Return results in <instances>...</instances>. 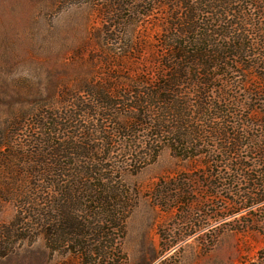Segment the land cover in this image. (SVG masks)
I'll return each instance as SVG.
<instances>
[{
	"label": "trees",
	"instance_id": "obj_1",
	"mask_svg": "<svg viewBox=\"0 0 264 264\" xmlns=\"http://www.w3.org/2000/svg\"><path fill=\"white\" fill-rule=\"evenodd\" d=\"M82 1L97 12L107 43L139 24L158 25L156 53L122 86H87L89 101L0 100V200L15 208L0 225V258L40 238L49 258L126 264L121 243L133 206L122 175L164 149L204 167L156 184L157 205L176 211L171 229L215 224L212 231L264 241V132L253 135L264 130V114L251 108L244 117L236 98L253 70L258 84L249 94H264V0ZM162 237L163 252L176 246ZM252 264H264V247Z\"/></svg>",
	"mask_w": 264,
	"mask_h": 264
},
{
	"label": "rangeland",
	"instance_id": "obj_2",
	"mask_svg": "<svg viewBox=\"0 0 264 264\" xmlns=\"http://www.w3.org/2000/svg\"><path fill=\"white\" fill-rule=\"evenodd\" d=\"M101 27L97 12L88 1L0 0V100L26 106L39 101L64 106L78 99L89 101L82 92L87 86H122L132 81L136 72L150 67L156 53L154 39L158 25L139 24L128 38L121 34L108 43ZM257 74L258 70H253L238 85L236 98L243 104L244 117H251L254 111L264 114V94L252 97L249 94L258 84ZM263 132L256 128L253 135L259 137ZM202 169L199 161L176 159L164 149L154 163L125 170L122 179L132 195L133 206L121 243L126 264L256 261L264 247L258 233H219L211 230L218 226L215 224L198 233L189 227L173 230L176 211L162 209L153 199L152 192L160 180ZM252 208L256 211L258 207ZM246 213L243 210L226 221ZM14 215L13 205L0 200V225L8 223ZM162 236L171 237L169 240L175 241L176 246L163 252ZM0 264L80 263L68 255L49 258L42 239L36 238L23 243L12 255L0 258Z\"/></svg>",
	"mask_w": 264,
	"mask_h": 264
}]
</instances>
